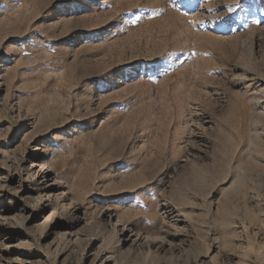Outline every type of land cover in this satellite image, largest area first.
<instances>
[{"label": "rangeland", "instance_id": "rangeland-1", "mask_svg": "<svg viewBox=\"0 0 264 264\" xmlns=\"http://www.w3.org/2000/svg\"><path fill=\"white\" fill-rule=\"evenodd\" d=\"M0 264H264V0H0Z\"/></svg>", "mask_w": 264, "mask_h": 264}, {"label": "snow or ice", "instance_id": "snow-or-ice-1", "mask_svg": "<svg viewBox=\"0 0 264 264\" xmlns=\"http://www.w3.org/2000/svg\"><path fill=\"white\" fill-rule=\"evenodd\" d=\"M240 7H241L242 9H244V8H245V4L242 2V3L240 4Z\"/></svg>", "mask_w": 264, "mask_h": 264}]
</instances>
